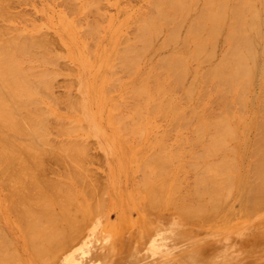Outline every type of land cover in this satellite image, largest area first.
<instances>
[{
  "label": "bare ground",
  "instance_id": "obj_1",
  "mask_svg": "<svg viewBox=\"0 0 264 264\" xmlns=\"http://www.w3.org/2000/svg\"><path fill=\"white\" fill-rule=\"evenodd\" d=\"M148 1L149 11L142 8L109 25L116 37L111 76L102 87L134 83L123 102L104 97L108 122L122 138L133 176L142 174L131 193L135 207L143 206L158 227L163 220L180 226L171 230L179 239L185 223L193 224L192 232L215 234L229 220L264 206V0ZM4 4L1 0L0 12ZM128 27L134 28L132 38ZM95 28L91 24L87 32ZM5 29H0V187L6 190L0 201L24 236L30 259L0 227V264H56L55 256L76 239L89 213L102 209V199L86 177L83 143L51 136L55 124L60 131L70 128L54 123L53 108L42 99L52 94L55 73L44 50L46 37ZM120 75L132 76L123 81ZM157 118L167 119L170 129L159 131ZM173 130L180 133L172 135L176 142ZM47 155L70 165L64 178L44 175ZM130 215L124 211L119 223ZM208 251L203 257H211L214 250ZM195 252L178 259L201 261L202 251Z\"/></svg>",
  "mask_w": 264,
  "mask_h": 264
},
{
  "label": "rangeland",
  "instance_id": "obj_2",
  "mask_svg": "<svg viewBox=\"0 0 264 264\" xmlns=\"http://www.w3.org/2000/svg\"><path fill=\"white\" fill-rule=\"evenodd\" d=\"M90 1L3 0L6 4L2 12L7 17L0 12L1 32L8 31L6 33L11 34L5 29L11 28L13 34L46 37L48 46L44 50L53 58L49 66L55 73L51 82L52 94L42 99L45 106L53 108L54 123L65 124L70 128V132L60 131L57 124L52 123L51 136L56 141L69 139L83 143L86 153L83 165L89 173H86V177L90 176L89 183L92 181L99 189L102 199V209L89 213L76 239L60 250L54 261L56 264H165L169 259L174 264H211V261L213 264H264V206L253 214L239 215L229 220L219 228V232L211 235L199 228L192 232L193 224L185 223L186 235L180 239L171 231L180 226L163 220V227H158L148 218L143 206L135 207L131 193L136 175L142 174L138 171L133 176L134 164L126 157L121 136L116 137L109 125L104 102L105 96L112 102H123L134 82L108 91L102 85L111 76L108 75V68L116 37L109 25L114 24V21L123 22L127 14L142 8L149 11L151 1L96 0L89 6ZM95 23V31L88 33L90 25ZM131 28L128 27L127 31L130 30L126 31L130 38L134 31ZM143 62L142 67L145 65L146 68V60ZM122 76L123 81H128L132 75ZM159 118L153 120L155 124L158 121L159 131L167 129L169 121ZM175 132H171V141L180 134ZM182 132L181 135L184 134ZM184 132V136H190L188 129H184ZM142 143L146 146L145 142ZM185 143L183 147L188 152L190 144ZM47 156L45 164L49 167L45 165L48 170L44 169V175L51 180L64 178L70 165L59 161L56 156ZM138 175L137 180L141 179ZM183 178L187 181V177ZM188 181H193L192 177ZM5 190L0 187V197ZM131 199L133 210L129 205ZM235 204V207H240L239 202ZM124 211L131 215L122 224L119 219ZM0 227L9 232L21 252L25 238L10 224L1 201ZM208 250H214L211 257H203L207 252L210 253ZM195 251H202V260H198L200 262L179 261L178 256ZM21 254L28 262L30 257L26 249Z\"/></svg>",
  "mask_w": 264,
  "mask_h": 264
}]
</instances>
